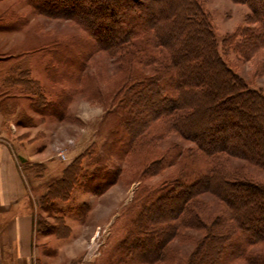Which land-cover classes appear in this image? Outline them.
Returning <instances> with one entry per match:
<instances>
[{
	"label": "rangeland",
	"instance_id": "374dc122",
	"mask_svg": "<svg viewBox=\"0 0 264 264\" xmlns=\"http://www.w3.org/2000/svg\"><path fill=\"white\" fill-rule=\"evenodd\" d=\"M62 1V5L68 2ZM126 1L113 0L112 6L110 0H75L71 8L50 9L53 14L49 15L41 13L33 0H0V83L4 84L0 85V97L1 94L6 96L0 98V105L6 130L17 140L18 147L25 146L28 151L24 149L25 156L21 160L30 185L39 196L35 246L40 255L35 264H80L91 257L100 264H117L118 243L129 220L136 219L147 202L159 193L164 181L175 171L178 173L177 163L159 174H150L153 166L145 171L160 155L159 147L171 148L178 143L183 152L195 145L177 133L161 139L156 146L147 144L152 132L133 138L130 129L138 127L139 122L124 123L120 118L125 112V107L118 105L122 94L114 100V93L122 86L132 65L138 66L143 56L152 58L154 49L148 44L151 31L145 26L144 30L137 28L140 32L134 31L130 41L125 42L126 48L112 55L101 50V43L110 40V36L96 38L78 24L76 18L89 17L98 29L107 28L104 24L108 23L114 25V30H124L139 21L137 17L124 21L130 5ZM200 1L211 15L221 54L251 86L264 92V52L247 60L223 45L227 34L247 23L249 6L233 0ZM158 2L160 0H142V10L156 8ZM102 3L109 7L102 8ZM55 52L56 59L52 58ZM49 61L52 71L47 73L45 68ZM26 65L31 66L32 75L43 84L47 98L26 92L23 87H10L13 70ZM143 69L149 72V67ZM14 77L17 79V74ZM44 98L50 101L48 105H44ZM230 100L236 101L235 98ZM158 101L155 96L138 99L139 106L142 104L144 108L136 114V119H149ZM231 123L229 120L227 126ZM41 152H45L48 159L34 162ZM231 163L232 167L245 166L254 172L255 178L264 179V171L243 159L234 157ZM79 164L83 168L82 175L73 176L75 185L66 199L51 201L48 198L50 203L46 201L42 207L40 200L49 186L55 187L56 192L59 184L62 186L59 181L63 180L65 171H78ZM203 195L210 203L209 208H204L203 216L210 221L224 211V205L213 193ZM166 204L154 210L153 219H169L175 206ZM144 213L145 219H151L150 212L145 210ZM62 222L68 225L69 232L67 237L60 238L56 232L63 234L68 230ZM203 234L204 230L185 228L180 238L170 242L179 257L168 264L183 263ZM226 249L231 251L233 246ZM228 260L225 255L222 264ZM124 264L141 263L130 260ZM234 264L248 263L236 260Z\"/></svg>",
	"mask_w": 264,
	"mask_h": 264
},
{
	"label": "trees",
	"instance_id": "16d2710c",
	"mask_svg": "<svg viewBox=\"0 0 264 264\" xmlns=\"http://www.w3.org/2000/svg\"><path fill=\"white\" fill-rule=\"evenodd\" d=\"M33 1L41 13L50 15L53 14L50 9H69L75 0H68L66 5H62V0ZM233 1L247 4L251 11L247 23L227 34L223 45L249 60L264 52V0ZM126 2L130 5L124 21L136 17L139 21L124 30H114L110 23L104 24L107 28L98 29L89 17L76 18L96 38L110 36V40L101 43V50L112 55L126 48L125 42L130 41L134 31L140 32L137 28L145 26L151 31L148 44L154 49L152 58L143 56L138 66L132 65L114 93V100L122 94L118 105L125 107V112L120 118L124 123L139 122L138 127L130 129L133 138L152 132L147 144L156 146L161 139L177 133L195 145L183 152L178 143L171 148L159 147L160 155L145 171L153 166L150 174L155 175L177 163L178 173L175 171L164 181L159 193L147 202L136 219L129 220L118 243L117 264L130 260L141 264L173 262L179 254L170 242L180 238L185 228L204 230V234L197 238L195 249L181 264H222L225 255L229 257L226 264H234L236 260L264 264V179L255 178L254 172L245 166L232 167L231 163V158L236 157L264 171V92L251 86L221 54L211 15L200 0H160L156 8L147 12L142 10V0ZM101 7L109 6L102 3ZM52 55L56 59L57 53ZM50 62L45 68L47 73L52 71ZM17 67L13 70L17 79L13 75L10 87H23L26 92L47 98L43 84L32 75L31 66ZM143 67H149V72ZM152 96L159 100L156 110L149 119L137 120L136 114L144 108L142 104L139 106L138 99ZM45 98L43 103L48 105ZM231 98L236 101L230 102ZM229 120L232 123L227 126ZM82 172L80 164L78 171H65L59 181L62 186L59 184L55 192L50 185L40 200L41 206L46 205L48 198L66 199L75 185L73 176ZM206 192L219 197L224 205V211L210 221L203 216L204 208L210 207L203 197ZM165 203L175 206L169 219H153L154 210ZM145 210L150 212L151 219H145ZM61 224L68 230L56 234L67 237L68 225ZM226 246H233V250L227 251Z\"/></svg>",
	"mask_w": 264,
	"mask_h": 264
},
{
	"label": "crops",
	"instance_id": "0c3cea01",
	"mask_svg": "<svg viewBox=\"0 0 264 264\" xmlns=\"http://www.w3.org/2000/svg\"><path fill=\"white\" fill-rule=\"evenodd\" d=\"M5 127L0 105V264H35L40 255L35 246L39 196L30 185L21 160L24 149L28 151L25 146L16 145L17 140ZM37 155L40 156L34 162L48 159L45 152ZM80 264L100 263L91 257Z\"/></svg>",
	"mask_w": 264,
	"mask_h": 264
}]
</instances>
